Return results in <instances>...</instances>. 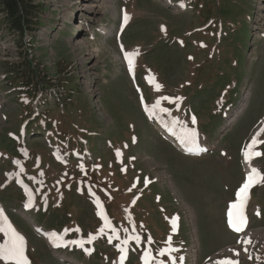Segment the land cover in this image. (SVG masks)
Returning <instances> with one entry per match:
<instances>
[{
	"label": "rangeland",
	"instance_id": "1",
	"mask_svg": "<svg viewBox=\"0 0 264 264\" xmlns=\"http://www.w3.org/2000/svg\"><path fill=\"white\" fill-rule=\"evenodd\" d=\"M34 1L41 18L30 44L10 31L0 12V203L34 262L62 264L35 235L33 222L71 231L73 238L139 235L129 239L136 249L127 264H138L148 246L154 264H172L173 257L176 264L219 258L264 264V215L254 214L256 206L264 211V184L251 194L255 237L248 251L224 224L227 202L245 178L242 151L264 123V0H174L186 10L163 0ZM124 51L138 52L135 84ZM32 65L45 82L37 96L39 88L18 75ZM138 88L149 107L161 96L183 97L178 104L162 101L171 114L155 115L178 121L180 129L193 128L195 117L203 134L198 143L210 152L188 157L165 141L143 112ZM244 100V113L237 114ZM257 151L264 152V143ZM16 161L37 197L26 217L22 193L6 185ZM253 164L264 173V156ZM97 198L120 233L102 227ZM175 217L180 227L173 231ZM100 244L90 262L85 255L77 259L114 264L106 240ZM169 246L178 251L161 256Z\"/></svg>",
	"mask_w": 264,
	"mask_h": 264
},
{
	"label": "snow or ice",
	"instance_id": "2",
	"mask_svg": "<svg viewBox=\"0 0 264 264\" xmlns=\"http://www.w3.org/2000/svg\"><path fill=\"white\" fill-rule=\"evenodd\" d=\"M125 21L129 19L127 14H125L124 17ZM122 51L123 46L121 45ZM138 56V52H128L124 51V58L127 61L129 71L133 73L134 75V57ZM155 88L157 91H159L162 86L159 84L155 85ZM183 97H170V96H161L159 97L151 107H149L147 104H145V111H147L150 115H155L157 112L160 113H170V109L164 108L161 106L162 101H168L172 104H178L183 101ZM178 122V121H174ZM192 123L195 124L196 120L195 117L192 118ZM261 133H264V128H261L258 133L252 138L251 142L246 146V149L244 151V157L246 162L251 165V161L253 157H260L264 156V152L257 151L256 147L257 145L264 143V141L259 140L258 137ZM182 142L191 143L198 147V132L195 128H186L185 129V135L182 137ZM121 153L119 150H117V156H120ZM82 167V166H81ZM257 183H264V173H261L260 170H258L255 167H251L250 171L247 174V177L245 181L242 183V185L239 187V189L236 192V199L235 202H233L230 206V209L227 213L228 216V225L230 228L233 229V231L239 233L244 231V229L247 226L248 223V217L246 215V207L247 202L250 199V190L251 188L257 184ZM31 198V193L29 194ZM94 195V193H93ZM97 206L100 208V214L103 217L105 221L108 220V217L104 215L103 212V206L99 199H96ZM257 215H259V212H257ZM177 221L178 217L172 220L173 225V231L177 228ZM67 231V230H66ZM76 231H79V229H76ZM100 233L104 232V228H101ZM113 232L116 230L113 228ZM0 232L3 233V236L6 238L3 240V243H0V261H3L4 264H30V260L28 256L26 255V241L25 237L21 235L8 221V218L3 215V211L0 210ZM53 237L56 238V240L62 239L58 236V234L53 233ZM96 237L93 236L89 239V243H91L92 240H94ZM111 239V237H110ZM129 239H133L136 241L140 240L139 235L131 236ZM129 239H125L123 243L127 245L129 243ZM244 243H251V240L248 239L244 241ZM168 244L171 245V238L168 240ZM70 245H76L83 247L84 241L82 240H70L65 241L63 245L57 243L55 246H70ZM247 251V249H244ZM121 253H125L126 249L121 247L120 249ZM178 251L177 249L172 248L169 246L168 248L161 249L160 255L163 256L165 253H172ZM229 251H234L232 249H229ZM236 255H239L237 252ZM251 258V257H249ZM125 259V256L122 255L120 257V264H123V261ZM144 264H152L153 257L151 255V252H145L144 254ZM182 259V258H181ZM159 264H164V261H160ZM172 264H176V258H172ZM216 264H239L237 260L234 259H221L216 262Z\"/></svg>",
	"mask_w": 264,
	"mask_h": 264
},
{
	"label": "trees",
	"instance_id": "3",
	"mask_svg": "<svg viewBox=\"0 0 264 264\" xmlns=\"http://www.w3.org/2000/svg\"><path fill=\"white\" fill-rule=\"evenodd\" d=\"M40 9L41 6L36 5L34 0H0V12L5 14L10 31L16 34L23 44H30L31 39L27 42V38L33 36L39 28ZM18 73L23 77L22 81L32 85L36 90L45 87L41 73L36 71L33 65Z\"/></svg>",
	"mask_w": 264,
	"mask_h": 264
},
{
	"label": "bare ground",
	"instance_id": "4",
	"mask_svg": "<svg viewBox=\"0 0 264 264\" xmlns=\"http://www.w3.org/2000/svg\"><path fill=\"white\" fill-rule=\"evenodd\" d=\"M108 1V0H107ZM171 4V3H170ZM87 7V6H86ZM173 7H174V5H173ZM175 7L177 8V4H175ZM182 7H184V6H182ZM126 22V21H125ZM124 22V23H125ZM134 59V58H133ZM131 75L133 76V73H131ZM245 101V100H244ZM244 103V102H243ZM243 105V104H242ZM241 105V106H242ZM246 105H247V100L245 101V105H244V109L241 111V112H239V113H237V114H241V113H244L243 111L245 110V107H246ZM240 109H241V107H240ZM239 109V110H240ZM237 114L235 113L232 117H234V116H237ZM156 119H158V120H161L159 117H157L156 116ZM167 126H169V127H173L174 128V132H175V134L176 135H178V136H181V137H183L184 135L181 133V132H179V130L178 129H176L173 125H171V124H167ZM200 139V137H199V135H198V140ZM197 146H195V145H193V144H191V143H186V142H183V144H181L180 145V147H179V149L180 150H184V151H187V152H190V153H198V154H203V153H205V152H207L208 151V146H198L197 148H196ZM198 156V155H197ZM58 158V157H57ZM246 168H250V166L248 165V166H246ZM190 208V207H189ZM192 211V210H191ZM22 213H23V211H22ZM23 216L24 217H26L27 215L25 214V212L23 213ZM192 217H193V219H194V217H195V215L193 214V215H191ZM35 226H36V223H33ZM247 238H249L250 237V235L248 234L247 236H246ZM246 241V240H245ZM230 253H232L233 254V251H231ZM59 254L60 253H56V255L61 259V257L59 256ZM61 255V254H60ZM62 256V255H61ZM62 257H64V256H62ZM64 259V258H63ZM71 260H72V258H70ZM68 260V259H67ZM198 263V262H197ZM197 263H195V264H197Z\"/></svg>",
	"mask_w": 264,
	"mask_h": 264
}]
</instances>
